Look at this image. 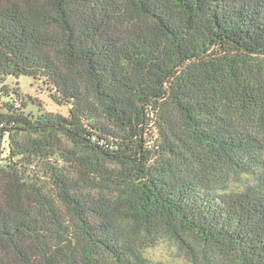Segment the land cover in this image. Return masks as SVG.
<instances>
[{
    "label": "trees",
    "instance_id": "1",
    "mask_svg": "<svg viewBox=\"0 0 264 264\" xmlns=\"http://www.w3.org/2000/svg\"><path fill=\"white\" fill-rule=\"evenodd\" d=\"M22 75L68 115L0 87V264H264V0H0Z\"/></svg>",
    "mask_w": 264,
    "mask_h": 264
},
{
    "label": "rangeland",
    "instance_id": "2",
    "mask_svg": "<svg viewBox=\"0 0 264 264\" xmlns=\"http://www.w3.org/2000/svg\"><path fill=\"white\" fill-rule=\"evenodd\" d=\"M3 85H6L5 88L8 89H17L21 96L18 97L17 103L22 101L25 104L23 105L24 112L33 118L37 116L39 108L49 113L68 115V106L55 104L32 77L22 75L19 78H6L3 83H0V87ZM4 94L5 91L2 92L0 89L1 106L4 102L11 101L10 97L3 96ZM229 187L231 189L241 188L238 182H232ZM144 256L151 264H193L174 242L165 239L147 248Z\"/></svg>",
    "mask_w": 264,
    "mask_h": 264
}]
</instances>
